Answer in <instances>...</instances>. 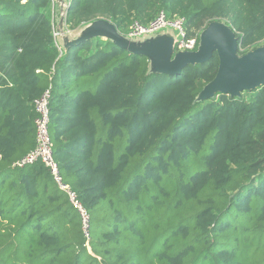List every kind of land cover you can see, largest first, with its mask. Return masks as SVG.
I'll list each match as a JSON object with an SVG mask.
<instances>
[{
  "label": "trees",
  "instance_id": "trees-1",
  "mask_svg": "<svg viewBox=\"0 0 264 264\" xmlns=\"http://www.w3.org/2000/svg\"><path fill=\"white\" fill-rule=\"evenodd\" d=\"M161 12L187 20L196 51L214 22L239 56L264 44V0H72L65 23L126 34ZM59 29L51 0H0V264H264V85L201 100L216 52L172 75L100 37L62 47ZM49 89L54 158L89 238L44 164L13 168Z\"/></svg>",
  "mask_w": 264,
  "mask_h": 264
},
{
  "label": "water",
  "instance_id": "water-1",
  "mask_svg": "<svg viewBox=\"0 0 264 264\" xmlns=\"http://www.w3.org/2000/svg\"><path fill=\"white\" fill-rule=\"evenodd\" d=\"M95 37L111 40L132 53L145 55L155 69L153 72L172 75L180 74L188 65L208 62L216 52L220 59L219 71L215 80L201 93V100L217 94L240 97L244 92L264 85V47L250 56L239 57L240 42L227 25L212 23L202 33L200 48L196 52L175 54L174 38L170 36L150 38L143 43L130 42L106 20L94 22L76 41H67L66 47ZM158 48L164 49L163 53L157 52Z\"/></svg>",
  "mask_w": 264,
  "mask_h": 264
},
{
  "label": "built area",
  "instance_id": "built-area-1",
  "mask_svg": "<svg viewBox=\"0 0 264 264\" xmlns=\"http://www.w3.org/2000/svg\"><path fill=\"white\" fill-rule=\"evenodd\" d=\"M20 1L22 3L27 2V0H20ZM51 1L53 3V6H57L60 11L61 24L64 23L66 25L65 21H66L68 9L71 5L72 0H51ZM54 19L55 18L53 16V21ZM169 30L174 31L176 34L175 40H174V53L175 54L178 52H196L197 39L187 38V20L179 16L171 17L166 12L159 13L158 16L152 22L146 25L138 21H135L129 27V30L127 31L126 34H121L119 31L118 32L125 39L129 40L130 42L135 43V42H138V40L142 37L149 36L150 38H154V37L156 38L160 36L163 32L169 31ZM66 32L70 33V30H68V27L66 28V31L59 29L57 30V32H55V37L60 36ZM50 99H51V92L49 89L43 94L41 98L35 101V108L38 113V118L35 122L36 132H37L36 146L25 157H23L21 160L14 163L13 168H24L26 166H31L36 163L44 164L50 170L51 175L54 181L56 182V184L59 186V188H61L64 192L68 194L70 201L79 210L83 223L87 224L88 222L90 223L89 214L83 208L81 203L77 200L76 194L71 190V188L67 184L64 183L59 165L54 158L53 145H52V141H51V137L49 133Z\"/></svg>",
  "mask_w": 264,
  "mask_h": 264
},
{
  "label": "rangeland",
  "instance_id": "rangeland-1",
  "mask_svg": "<svg viewBox=\"0 0 264 264\" xmlns=\"http://www.w3.org/2000/svg\"><path fill=\"white\" fill-rule=\"evenodd\" d=\"M58 5V4H57ZM51 11H52V13H53V16H54V18H55V20L54 21H56L57 23H59L60 24V29L61 30H65L66 31V25L64 24V23H62L61 24V19H60V11H59V9H58V7L57 6H53V3H52V1H51ZM99 21V20H98ZM95 22H97V21H95ZM223 24V25H227L225 22H214L213 24ZM93 24V23H92ZM92 24H89V25H92ZM89 25H86V26H84V27H80L79 29H77L76 31H70V33H63L62 35H60V36H57L56 38H57V40H58V44L60 45V46H66V43H67V41H76L77 39H78V37L79 36H82L85 32H86V30H87V27L89 26ZM228 26V25H227ZM148 38H150L149 36H145V37H142V38H140L138 41L139 42H141V43H143V42H145ZM155 38V37H154ZM262 47H264V44H262V46H260V47H258L257 49H259V48H262ZM257 49H254V50H250L249 52H247L246 54H244V55H242V56H239V57H244V56H250V55H252ZM151 70H152V64H151ZM82 223H83V221H82ZM89 227H90V223L88 222L87 224H84L83 223V230H84V232H85V235H86V237L87 238H89V233H88V231H89ZM224 235V237H227V233L226 234H223ZM223 249L225 248V247H222ZM251 251H256V250H251Z\"/></svg>",
  "mask_w": 264,
  "mask_h": 264
},
{
  "label": "crops",
  "instance_id": "crops-1",
  "mask_svg": "<svg viewBox=\"0 0 264 264\" xmlns=\"http://www.w3.org/2000/svg\"><path fill=\"white\" fill-rule=\"evenodd\" d=\"M160 36H170V37H173L174 40H175V36H176V34H175L174 31L169 30V31H165V32H163ZM137 43H141V42L138 41ZM163 51H164V49H162V48H158V49H157V52H159V53H163ZM152 70H153V67H152ZM154 70H155V69H154ZM154 70H153V71H154Z\"/></svg>",
  "mask_w": 264,
  "mask_h": 264
}]
</instances>
